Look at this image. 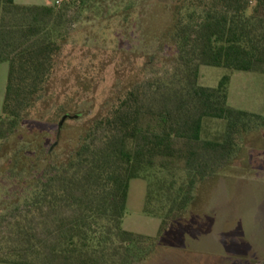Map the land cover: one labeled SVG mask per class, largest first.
<instances>
[{"label": "trees", "instance_id": "1", "mask_svg": "<svg viewBox=\"0 0 264 264\" xmlns=\"http://www.w3.org/2000/svg\"><path fill=\"white\" fill-rule=\"evenodd\" d=\"M86 3L0 0V63L10 64L0 113V264H144L198 185L230 164L244 133L264 126V115L229 105L230 74L217 87L199 82L203 65L264 73V0H173L160 36L174 51L167 73L122 88L69 152L39 133L19 138L54 77L71 9ZM67 109L56 115L64 120ZM213 120L221 129L212 131ZM135 178L147 182L145 213L161 219L156 236L124 227Z\"/></svg>", "mask_w": 264, "mask_h": 264}, {"label": "rangeland", "instance_id": "2", "mask_svg": "<svg viewBox=\"0 0 264 264\" xmlns=\"http://www.w3.org/2000/svg\"><path fill=\"white\" fill-rule=\"evenodd\" d=\"M172 2L87 0L83 10L73 6L54 77L18 137L39 133L58 153L69 152L80 127L104 113L122 88L135 79L167 73L174 51L160 36L170 22ZM225 74L231 75L229 105L264 115V73L203 65L199 82L217 87ZM64 104L69 115L62 120L56 111ZM210 126L212 131L222 127L216 120ZM238 147L226 168L198 185L189 211L144 264H262L264 126L244 133ZM146 183L143 178L131 181L129 196L135 203H127L125 219L156 235L159 219L148 220L140 213Z\"/></svg>", "mask_w": 264, "mask_h": 264}, {"label": "crops", "instance_id": "3", "mask_svg": "<svg viewBox=\"0 0 264 264\" xmlns=\"http://www.w3.org/2000/svg\"><path fill=\"white\" fill-rule=\"evenodd\" d=\"M16 1L19 4L55 5V4L58 3L59 0H55L54 2L50 1V0H41L40 2H32V3L23 2L21 0H16ZM9 69H10V64H9L8 61L0 63V113L2 112V109H3L5 92H6L7 82H8ZM146 194H147V183H146ZM134 198H135L134 196H132V197L128 196L127 203L128 204H132L133 202L135 203ZM145 200H146V195H145V199H144V202H143L142 206H140V211H141L140 213L142 214V216L144 215V217L146 219H148V220L149 219L152 220V218L153 219H157V218L159 219L160 225H159V228H158V231H157V234H158L160 226H161V219L159 217H155V216H152V215H149V214L145 213V211H144ZM124 227L127 230H130V231H133V232H137V233H141V234H146V235H150V236H156L157 235V234L154 235V234H152V233H150L147 230H144L142 228H135L134 226H131L128 223V219L124 220Z\"/></svg>", "mask_w": 264, "mask_h": 264}, {"label": "built area", "instance_id": "4", "mask_svg": "<svg viewBox=\"0 0 264 264\" xmlns=\"http://www.w3.org/2000/svg\"><path fill=\"white\" fill-rule=\"evenodd\" d=\"M58 3H59V1H58Z\"/></svg>", "mask_w": 264, "mask_h": 264}]
</instances>
